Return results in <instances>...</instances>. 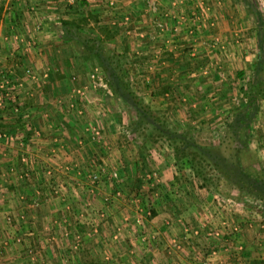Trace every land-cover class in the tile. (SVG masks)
Returning a JSON list of instances; mask_svg holds the SVG:
<instances>
[{
  "label": "rangeland",
  "instance_id": "obj_1",
  "mask_svg": "<svg viewBox=\"0 0 264 264\" xmlns=\"http://www.w3.org/2000/svg\"><path fill=\"white\" fill-rule=\"evenodd\" d=\"M102 1H86L87 5L84 10L88 13H97L98 17L105 11L107 13H113V16L116 15V17L119 14L121 15V13H127L123 9H109ZM146 1L133 0V3L137 4L130 5V9H133V12L137 14L134 26H138L142 30L137 31L133 29L134 26H131L132 20L127 14L126 16L122 15V18H127L126 23H121L122 21H119L118 17L116 20L119 22H115L114 25L107 24L109 29L114 27H118V29H116V35L113 41H107L105 46L102 47L101 54L104 57L111 56L113 53L125 56L126 80L135 94L142 100L143 105L152 111L162 113L165 117L168 116L171 124L177 127L178 132L188 134L198 144L207 146L215 144L224 134V122L231 119L233 108L239 107L245 102L239 88L246 86L248 75L251 72V65L257 52L256 40L251 32L254 17L249 15L246 9L249 0H157V11L155 14L147 8ZM251 1L256 4L262 18H264V5H262L264 4V0ZM117 4H120L118 0ZM121 6L122 4H120ZM99 20L101 22L100 17ZM116 20L111 19V21ZM155 20H161L163 22L162 31L156 28ZM146 27L148 29L144 31ZM196 27H198V31L194 32L193 29ZM88 28L93 30V25ZM174 29H177V31H174ZM149 36H151V39ZM144 37L146 40L149 39L153 44L146 42L144 39L142 40ZM155 39L158 41H154ZM67 45L65 49L69 51L76 71L69 77L70 91L63 95L64 98L61 99L60 104L62 106L60 108L63 109L64 107L69 110L76 108L74 112L78 117L75 118L78 119L79 126L82 127L83 122L90 119L92 124L90 128L98 129L102 137L103 135L106 137L111 136L114 142L119 143V145L117 144L115 146L116 150H122L121 147L118 148L122 146L123 151H120L119 154L121 160L117 159L115 163L111 161L110 155H107L106 158L104 157V162L102 163V160H99L100 153H96L93 159H89L93 163L88 162L86 165V163H81V153L78 152V155L76 153L78 160L71 162L74 167L67 172L63 171L62 167H56L50 162L48 164L51 166H45L53 171L52 175H49L50 177L46 174L43 175L45 178L47 177L46 180L50 186L46 191L48 195L46 197L50 196L51 198H55L58 196L60 198L62 215L71 212V209L74 210L71 214L72 216L75 214V217L72 218L71 216V223L68 222L69 220L65 216L60 219L64 225L68 223L72 226L78 224L87 227L98 226L100 228L103 223L106 224L107 222L105 214L107 213L109 216L110 212L118 207L126 215L122 221V225L129 224L128 227L139 228L140 230L146 228V231L149 228L155 229L154 226H161L168 231L169 225H167V222H171V226L173 222L177 224L184 223L183 219H177L175 214L179 213L178 210H183L180 202L182 203L190 192H192L194 202L190 203L191 206L190 204H187V206L194 208L197 205L199 208V211H197L198 217L203 215L200 213L211 209L210 206L213 205V203H210L211 200L212 202L217 201V208L221 204L224 207L227 198L232 200L233 204L231 206L234 209L248 210L261 217V211L257 204L249 198L242 199L236 190L228 189V187L222 185L218 186L220 194H218V191L203 188L201 190L203 196L210 195L211 200L208 205L203 203V201H201V204H199L200 202L197 203V196L193 195L197 190V181L193 178L191 171L188 170L186 165L180 168L165 141L158 140L152 142L147 139L143 140L139 135H133L127 132L129 130L126 128V125L129 123L130 117L128 112L131 108L116 99L107 85L106 88H102L96 85L98 84L97 81L94 84L90 82L89 75L95 70H98L102 79L103 76L97 61L90 57L84 60L83 56L89 55V52L81 42L74 41L67 43ZM125 48L127 49L124 50ZM171 51L177 52L178 54L176 57L174 56V61H177L179 68H182L185 64L184 58L188 59L190 67L196 66L194 69L191 68V70L187 68L190 72L186 73L188 76L185 79L186 82L189 79L194 81L199 79V84H204L205 80L211 81L213 78L222 79L219 82L222 91L217 93L221 97L219 105H215V102L210 101L201 103H208L206 105H200L199 103L193 105V101L197 102L196 100H198L192 99L193 93L191 94V101H182L184 97L182 96L179 102L177 98H173L171 92H161V88L167 86L169 79V76H167L169 72L167 66H169L168 61L170 60L169 55L172 54L170 53ZM243 52L251 54L250 57L248 53L244 56ZM135 56L143 58L137 66H133L132 63L136 59ZM175 67L178 68V66ZM240 70L244 71V75L239 80L236 77V73ZM103 81L105 82L104 79ZM262 81L264 84V74ZM213 88L215 89V87ZM77 90L80 93L82 92V95H77ZM215 92L217 91L214 90ZM75 98L78 106L75 107L73 105L70 107V101L73 102L72 100ZM79 111L80 114H78ZM263 125L264 89L263 96L258 101L257 115L248 131L251 139L249 148L244 151L242 160L246 167L254 168L264 174ZM101 136L95 138V140L91 139V143L99 147L98 144L102 140ZM138 152L143 153L147 162L145 170L137 174V161H134L130 165L131 169L129 171L125 169V166L127 163L131 164L133 162L130 160L131 158H138ZM101 159L103 158L101 157ZM109 164L111 166L107 167ZM164 168L166 169L165 171H163ZM42 170L45 171V168ZM18 171H20L16 173L18 179L27 180L30 178L29 176L26 178L19 177V174H22V171H24L23 168ZM150 171L156 172L157 174V179L152 184L148 183L150 181L144 178V174ZM111 172H116L117 178H111ZM30 174L31 171L29 172L28 170V175ZM57 174L64 175L56 178ZM91 174L98 176L99 181L96 184H93L88 179V176ZM53 175L55 176L54 178H52ZM68 177L69 179H67ZM136 177L141 180L140 189H137L135 186ZM3 178H7V176H3ZM40 179L42 178L38 177L37 180ZM55 180H58V184L54 185L53 182ZM65 181H68L67 184L70 191L76 190L81 197V201H79L76 207L74 206L73 200H69L68 203V199L65 196L61 198L63 197L62 194L67 193L66 184H63ZM116 191L119 193L118 197L114 196ZM31 195L35 196L36 192ZM120 201L123 204L121 206L119 205ZM39 203H41V200ZM206 205L210 209H207ZM156 208L157 210L161 208L159 212L163 213L159 222L152 221L156 214L152 217L151 210ZM101 213L104 214V217H101ZM130 213L134 215L131 216ZM167 213L169 216H167ZM170 213L172 214L170 215ZM190 218L192 217L190 216ZM135 219H140L141 224H136ZM188 222L184 224H193ZM257 223H254L252 220L249 225H256ZM238 224L240 225L241 223ZM216 227L222 233V229L219 228L220 224H217ZM113 229L114 226L112 229L109 228L108 236L110 238L112 235L109 234ZM146 234L143 240L149 239L150 241H154L150 237L152 235L155 236L154 238L157 237L155 233L148 234V231ZM63 237L69 238V234ZM16 238H14V242ZM0 241L2 240L0 239ZM211 241L219 244L222 243L216 239ZM232 241L230 239V242ZM14 244L18 245L20 243ZM167 246V251H169L168 257H170V252L172 254L175 252L174 256H176L175 254L181 253V250L173 246L171 240L169 242V238H167ZM240 251L236 249V253ZM27 254H33L31 248L27 250ZM167 264L178 263L167 262Z\"/></svg>",
  "mask_w": 264,
  "mask_h": 264
},
{
  "label": "crops",
  "instance_id": "obj_2",
  "mask_svg": "<svg viewBox=\"0 0 264 264\" xmlns=\"http://www.w3.org/2000/svg\"><path fill=\"white\" fill-rule=\"evenodd\" d=\"M67 1L0 0V9H2L0 13V74L9 72L12 74V79H20L24 66H29L37 74L48 73L47 79L43 82L33 83L23 79L22 85L18 86L21 89L17 91L16 99L20 102L28 101L32 105L30 108L22 109L17 115H8L0 110V132L8 131L15 137L14 142L0 141V239L2 240L0 241V264H167V262L201 264V261L208 257L212 250L216 252L215 257H210L212 260L208 264H264V219L251 211L236 210L232 206H228L231 207V210L227 208L224 211L221 209L222 204L216 208L217 201L215 202L212 197L214 201L212 202L210 195L204 197L202 189H197L196 193H193L197 196L198 201L196 202L201 204L203 201L208 205L211 200L210 203H213L210 206L211 209L206 205L210 210L200 213L203 215L198 217V206L196 205L194 208L187 206L194 202L192 192L188 193L185 200L180 202L183 210H178L179 213L175 214V217L183 219L184 223L189 221L188 223L193 224L173 222L168 231L161 226H154L155 229H148L147 226L148 234L155 233L157 235L154 241L143 240L147 235L146 228L140 230L128 227L129 224L122 225L126 215L118 207L114 208L115 210L110 212L109 216L107 213L105 214L107 222L103 223L100 228L78 224L72 226L68 223L64 225L60 221L65 216L71 223L72 218L75 217V214L73 216L71 214L74 210L71 209V212L62 215L60 198L57 195L55 198L46 197L48 196L46 191L50 186L46 180L47 177L43 176L45 171L42 169L46 170V165L51 166L48 164L50 162L56 167L69 170L74 167L71 162L78 160L76 157L78 152L81 153V163H86V165L88 162L93 163L89 159H93L96 153H100L99 160H102V163L107 155H110L111 161L115 163L117 162L115 160L120 159V151H123L122 146L118 147H121L122 150H116L115 146L119 143L114 142L111 136L103 135L102 137L100 135L102 140L98 144L99 147L93 145L90 141L91 129L88 130L92 126L91 120H85L86 123L83 122L81 127L78 125V119H76L78 117L74 112L76 108L71 110L60 108L63 95L70 91L69 77L76 71L69 51L65 49L67 42L63 41L60 30V20L72 17V15L66 16L65 14L66 9L64 8L68 4ZM76 1L74 0L73 4ZM86 1L88 2V0ZM115 1L114 8L127 12L133 27L137 14L133 12V9H130V5L137 3H133V0H118L122 4L120 7L117 0ZM102 2L106 6L105 1ZM31 6L37 10L38 17L43 23V28L38 32L33 30L35 21L29 15ZM114 8L113 10H115ZM126 14H119L118 20L122 21L121 23L124 22L125 17H122ZM113 15L107 11L102 12L99 16L101 18L100 25H114L115 22H119L116 20L118 17ZM112 18L116 21H111ZM147 27L144 31L148 29ZM116 29L118 27L110 30L116 32ZM133 29L142 30L138 26H134ZM149 38L151 39V36ZM143 39L153 44L149 39L146 40L145 37ZM110 41L112 42L113 39ZM170 53L172 54L169 55V66H167L169 71L167 87L171 89L173 98H177L179 101L184 96L182 101L189 102L193 93L192 99L199 100L193 101V105L198 103L206 105L208 103L201 104L206 101L219 105L221 101H219L220 96L217 93L222 91L219 84L222 79L205 80L204 84H199V79L192 80L187 84L188 87L184 88L185 79L188 76L186 73L181 74L182 68H179L177 61H174V56L178 55L177 52L171 51ZM247 53L243 55L245 56ZM214 90L217 92L214 93ZM74 103V106L77 107L78 103L75 101ZM18 141H23L25 145L20 146ZM23 156L27 159V169L29 172L31 171V174L28 175L30 178L27 180L18 179L16 175L17 172H20L19 169H24L25 164L21 162ZM130 160L133 162L127 163L125 166L128 171L134 161L139 163L138 158ZM110 166L111 164L107 167ZM165 168L163 171L166 170ZM11 169L13 171L8 174ZM3 176H7V178H3ZM60 176L57 174L56 178ZM38 177L42 179L37 180ZM67 182H63L66 184L67 193L62 194L61 198L65 196L68 203L69 200H73L76 207L81 201V197L76 190L70 191ZM53 184H58V180H55ZM34 192L39 193L41 200L37 207L31 205L33 197L31 194ZM119 203L120 206L123 205L121 201ZM154 210L156 215L152 221L159 222L163 215L162 212H159L161 208ZM133 215L131 214V216ZM167 216H169L168 213ZM223 219L228 223H241L239 230L231 235L230 227L226 230L222 229L221 231L226 234L223 235L220 244L205 240L204 229H200L201 225L215 228ZM252 220L254 223L257 221L258 223L249 225ZM109 222L112 224H108ZM193 225V228L199 229L201 235L188 242L183 241L181 253L174 256L175 252L172 251L174 253L170 252V257H168L167 238H169V242L170 240H179L184 234L182 233L183 228L185 226L190 228ZM113 226L114 229L109 234L112 235L110 238L108 236L109 228L112 229ZM65 232L69 234V238L63 237ZM77 235L80 240L75 242L74 237ZM15 237L20 239V244H14ZM107 238L109 239L107 240ZM230 239L233 241L230 242ZM75 243L76 249L73 248ZM239 247L241 251L236 253V249ZM29 248L32 249V255L27 254Z\"/></svg>",
  "mask_w": 264,
  "mask_h": 264
},
{
  "label": "trees",
  "instance_id": "obj_3",
  "mask_svg": "<svg viewBox=\"0 0 264 264\" xmlns=\"http://www.w3.org/2000/svg\"><path fill=\"white\" fill-rule=\"evenodd\" d=\"M86 5L84 0L65 5L66 16L72 15V17L60 20L61 37L67 43L79 41L88 49L89 55L83 56L84 60L90 57L97 61L103 79L114 97L131 108L128 112L130 117L129 123L126 125L129 130L127 132L133 135L137 134L143 140L165 141L180 168L186 165L191 171L193 178L197 181V189H212L220 194L218 186L222 185L228 189L236 190L242 199L249 198L258 205L261 217L264 219V174L254 168L246 167L242 161L243 153L249 148L251 140L248 131L257 115L258 101L263 96L264 89L262 81L264 74V18L256 4L249 0L246 8L249 15L254 17L251 32L256 40L257 52L246 86L239 88L245 102L241 106L233 108L231 119L224 122V134L215 144L208 146L200 145L188 134L178 132L177 127L171 124L168 116L165 117L162 113L152 111L142 104V100L126 80L125 56L113 53L111 56L104 57L101 54L102 47L107 41L114 39L116 32L105 25H100L98 14L86 12L84 10ZM1 11L2 9H0V13ZM91 25L95 32L88 28ZM135 57L136 59L132 62L133 66H137L143 59ZM184 60L182 75L189 73L188 69L196 67H190L187 58ZM243 75V70L236 73L239 80L243 78ZM191 82L192 80L189 79L184 88L188 87L187 84ZM161 92L170 93L171 89L165 86L161 88ZM31 106L28 101L20 102L15 98L1 111L8 115H17L22 109ZM15 108L16 114L12 111ZM118 120L120 121L119 118ZM138 161V167L134 165L138 169L137 174L145 170L147 162L141 152H138ZM135 186L137 189L141 187V180L137 177ZM154 215L155 210H151V216Z\"/></svg>",
  "mask_w": 264,
  "mask_h": 264
},
{
  "label": "built area",
  "instance_id": "obj_4",
  "mask_svg": "<svg viewBox=\"0 0 264 264\" xmlns=\"http://www.w3.org/2000/svg\"><path fill=\"white\" fill-rule=\"evenodd\" d=\"M105 3H106V7L109 8V9H112L114 8L115 6V3L116 1L115 0H104ZM74 0H68L67 3L68 4H73ZM156 2L157 0H147L146 3H147V8L152 12V13H156L157 11V5H156ZM264 5V4H262ZM264 8V6H263ZM38 12L37 10L31 6V8L29 9V15L31 16V19L35 21V24H33V27H34V31L35 32H38L40 31L42 28H43V23L41 22V18L38 17ZM127 21V18H124V22L126 23ZM163 22L161 20H155V25H156V28L159 30V31H162V28H163ZM174 31H177V29H174ZM194 32H197L198 31V27H196L195 29H193ZM32 44V43H31ZM11 73L9 72H2V74H0V110L2 108H4L5 106L8 105L9 102L13 101L16 97H17V91L21 88H18V86L22 85V82H23V79L28 81V82H33V83H36V82H43L47 79L48 77V73L47 72H43L41 74H37L35 72L32 71V69L29 67V66H24L22 68V77L20 79H12L11 78ZM89 79H90V82L92 84L95 83V81H97L98 84H96L98 87H102V88H106V83L103 81L102 77L100 76L98 70H95L93 71L90 75H89ZM82 93V92H81ZM79 90H77V95L78 94H81ZM82 95V94H81ZM73 103L70 101V107L73 106L75 103L74 101L76 102V98L72 100ZM78 102V101H77ZM12 111L16 114V108ZM78 114H80V111L78 112ZM90 130V136H91V139L92 140H95V138L99 137L100 136V131L96 128H88V130ZM87 130V129H86ZM15 140V137L9 133L8 131H2L0 132V141H10V142H14ZM19 142V145L20 146H24L25 143L23 141H18ZM21 162L22 164H25V166L27 167V159L26 157H22L21 158ZM24 166V171H22V174H19V177L20 178H26L28 177V169H26V167ZM11 171H13L12 169L9 170L8 172L10 173ZM63 171H68L67 168L63 169ZM62 171V172H63ZM52 170L50 168H47L45 170V174L46 175H52ZM8 173V174H9ZM68 175V174H67ZM111 178H117V173L116 172H111ZM58 176H60V174H58ZM50 177V176H49ZM52 178H54V175L52 176ZM144 178L147 179V181H150L148 183L152 184L154 183V181L157 179V174L156 172H153V171H150L149 173H146L144 174ZM88 179H90V181L93 183V184H96L97 181H99L98 179V176L97 175H94V174H91L88 176ZM92 192V191H91ZM114 196L118 197L119 196V193L116 191L114 193ZM107 199V198H106ZM39 202H40V199H39V193L36 192V195L32 197L31 199V205L33 207H37L39 205ZM232 203V200L227 198L226 200V204L225 206L222 208L223 211L225 209H229L231 210V207H228V206H231ZM101 217H104V214L101 213ZM135 222L136 224H141L140 222V219H135ZM167 225H169V227L171 226V222H167ZM202 227H200V229H204V234H203V237L205 240H213V239H216V240H219L221 241L223 235H225L226 233H221L217 230V227L215 226L212 227V228H207L205 225H201ZM228 227H230L231 229V235L232 234H235L238 230H239V224L238 223H228L227 221H225L224 219L220 222V227L221 229H224L226 230ZM196 228V227H195ZM193 228L192 226L189 228L187 226H185L182 230V233L183 236L181 239L179 240H173L171 241V243L173 244V246L175 248H178V250H181L182 249V245H183V241H190L192 240L193 238H197L201 235V233L199 232V229H195ZM229 234V233H228ZM65 236H67V233H64ZM154 235H152L150 238L153 240L154 239ZM75 239V242L76 241H79L80 238H79V235L75 236L74 237ZM146 240V239H145ZM144 240V241H145ZM20 242V239L19 238H16L15 239V243H19ZM182 242V243H181ZM226 243V241L224 242V244ZM77 245L75 243L74 245V249H76ZM237 250H241V248H237ZM215 251L212 250L209 252V256L206 257L204 260L201 261V264H208L209 261H211L212 259L210 257H215Z\"/></svg>",
  "mask_w": 264,
  "mask_h": 264
}]
</instances>
